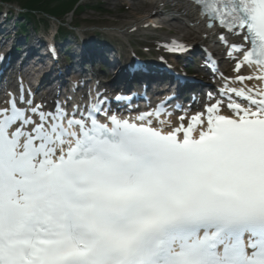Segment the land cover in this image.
I'll list each match as a JSON object with an SVG mask.
<instances>
[{"label": "snow or ice", "instance_id": "6c2138e0", "mask_svg": "<svg viewBox=\"0 0 264 264\" xmlns=\"http://www.w3.org/2000/svg\"><path fill=\"white\" fill-rule=\"evenodd\" d=\"M190 3L219 27L234 70L258 66L264 81V0ZM220 76L218 95L191 115L168 101L133 115L98 88L86 106L10 95L0 104V264H264V86Z\"/></svg>", "mask_w": 264, "mask_h": 264}, {"label": "bare ground", "instance_id": "6f19581e", "mask_svg": "<svg viewBox=\"0 0 264 264\" xmlns=\"http://www.w3.org/2000/svg\"><path fill=\"white\" fill-rule=\"evenodd\" d=\"M116 1L117 0H104L107 5H111L114 2L116 3ZM128 1L131 3H129V5L133 14L132 17L130 19L119 18L122 20V23L113 25V27H117L120 29L117 34L113 35L118 36L119 34L120 37L116 38L111 35L112 33L109 35L104 34L103 36H96L97 34H94L95 37H100V40L98 42H96L95 39L90 41L91 45H97V43H99L100 41H104L102 44H98L99 46L97 47V49L100 50L98 52L95 51V55L98 54L99 57H97L98 62L99 59L101 61L105 60L100 53V51H104L109 56H111V58L109 59L110 66H115L116 68H118V66L122 65L121 63L124 61L126 56L131 57L134 52L139 49L137 42L145 38V41L140 42L147 43L145 44L147 46V49L144 52L147 53L154 66L150 68L152 70V74L148 75L147 73V76L139 75L138 77H141L140 79L143 78L145 80V82L147 83V89L160 85L164 89H166L165 91L168 93V96L185 94L186 90H191V88L175 86V80H172L168 76L162 74V66L168 64V62L163 63L162 55H160V53L164 50H161L160 48L157 49L156 47L151 45H153V43L158 38H160L162 40L161 42L164 48L169 49L173 53H177L173 50V45L184 44L190 50L177 54L194 58L196 53L192 51L198 47L206 48L207 43L212 44L214 42H217L219 40L217 37L220 33V30L216 27H213L211 29L208 28L207 22L199 15H197V13L192 9L184 7V9L186 8L188 12L185 11L186 14H182L183 10H181L182 8H180L183 7L181 5V0ZM170 2L172 4H177L178 6L173 9L175 13H177V22H171L170 20H168L167 14L160 13V11H162L163 9L166 10L165 13L168 12V6L165 7V5H168V3ZM3 27L4 24L2 25V28ZM7 35L8 34H4V31L0 29V50L4 49L5 44L15 43L19 52L29 53V55L25 58V61L28 64H26L25 66L23 65L19 68H12L9 73V77L7 78L8 81L3 87L5 89H9L13 86H19L20 88L14 93V95H17L18 93L21 94V89H23V94L26 98L28 97L29 93H31L32 98L34 99V103H38L39 101L38 104L45 105L48 108H51L53 106V102L56 101L57 98H59V100L63 102L69 96L73 98V101L76 104L86 106L92 102L90 97H95L97 88L99 89V91L103 88V85L98 86V84L96 83L92 85L95 88L94 91H88V86L81 84L82 78H80V76L78 75V68L69 66L70 64L65 62L62 57L56 58L57 60H53L52 56L50 58H47L44 54L43 45L38 42V44L35 46L33 42L31 43L29 40L25 42L20 38L13 41L12 39L7 40L5 39ZM84 35L85 33H82L81 37H83ZM2 39H5V42H2ZM55 40H57V38L53 39V41ZM229 40L234 43L240 42V38L237 35L230 37ZM70 43H72V41H70L69 44ZM28 44L31 46L30 49L28 47ZM69 44L67 41V45L65 47L70 48L71 53L79 50L80 48L76 42H74L75 47H71ZM225 50H228L227 46H225ZM12 52H14V50H12ZM12 52L10 53V55L12 54ZM37 53H41V57L39 55L37 56ZM85 53L86 52L84 50L82 51V54L78 56V63L81 64L86 60ZM13 56L14 58L11 59L12 61L7 58L2 59V61L6 62L8 65L6 66V69H0V81L6 80V72L11 68V65L18 63L22 59L19 54H13ZM69 56L72 58V55L70 53ZM137 61L142 65V62L139 61V59ZM235 63L236 61H234L233 66H231L230 63H226V65L223 66L222 71L225 73L227 72L229 77H235L237 75H251L255 78L256 74H258L256 72V67L249 66L246 63L243 64L240 72L237 73L234 70ZM135 64L137 63L129 62V64H126L127 66H125V63L123 65L131 72H133L129 66ZM120 68L122 67H119L118 69ZM106 70H109V68L106 67ZM116 75L117 71H114L111 76L115 78ZM126 76L127 75L123 73L119 78L116 77L115 80L119 85L115 84V87L120 86L121 88L130 92L131 88L136 86L138 89V93L141 94V91H143L145 87H142L141 89V87L134 82V80H136L134 74L130 75V78L132 80L128 79V76ZM254 78L251 81H245L243 85L239 82H234L232 86L237 88L241 86L252 87L254 85L264 86L263 81L256 80ZM132 83H134L133 86ZM77 84H79V88H77ZM104 86H109V84L106 83ZM169 86H171V88ZM112 91L113 90L105 93L103 92V90H101L100 92L105 93L108 97L109 93H111ZM131 92L134 93L133 91ZM126 95L128 99L131 100L129 97L132 96V94ZM108 98L109 100L111 99V97ZM180 98L182 99L183 97ZM1 101L2 99H0V102ZM173 101L170 102V104H174Z\"/></svg>", "mask_w": 264, "mask_h": 264}, {"label": "rangeland", "instance_id": "374dc122", "mask_svg": "<svg viewBox=\"0 0 264 264\" xmlns=\"http://www.w3.org/2000/svg\"><path fill=\"white\" fill-rule=\"evenodd\" d=\"M81 3L83 8L76 14H72L69 19H67V22L73 21L77 23V26L81 27L82 29L91 28V26L103 30L109 28H117L113 27V25H118L119 23H122V20L119 18L130 19L133 15L131 9L130 11H124L122 9L123 3L121 1H116V3L114 2L111 5H107L104 0H90ZM54 4H57V2ZM100 4L103 11L94 9L95 6ZM29 32H32V29H30ZM140 41H145V38ZM140 41L137 42L138 45L146 44L141 43ZM140 49L145 51L146 47H140ZM103 68L106 69V67Z\"/></svg>", "mask_w": 264, "mask_h": 264}, {"label": "trees", "instance_id": "16d2710c", "mask_svg": "<svg viewBox=\"0 0 264 264\" xmlns=\"http://www.w3.org/2000/svg\"><path fill=\"white\" fill-rule=\"evenodd\" d=\"M2 2H18L30 11H44L53 15L66 13L75 7L78 0H0ZM57 4H54L56 3Z\"/></svg>", "mask_w": 264, "mask_h": 264}]
</instances>
